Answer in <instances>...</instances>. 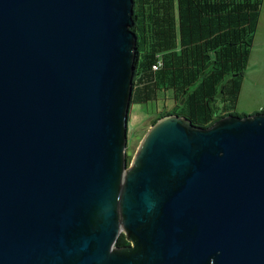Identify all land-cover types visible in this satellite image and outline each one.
Returning a JSON list of instances; mask_svg holds the SVG:
<instances>
[{
    "label": "water",
    "instance_id": "obj_1",
    "mask_svg": "<svg viewBox=\"0 0 264 264\" xmlns=\"http://www.w3.org/2000/svg\"><path fill=\"white\" fill-rule=\"evenodd\" d=\"M133 4L0 0V264H264V111L127 161Z\"/></svg>",
    "mask_w": 264,
    "mask_h": 264
},
{
    "label": "trees",
    "instance_id": "obj_2",
    "mask_svg": "<svg viewBox=\"0 0 264 264\" xmlns=\"http://www.w3.org/2000/svg\"><path fill=\"white\" fill-rule=\"evenodd\" d=\"M262 1L133 0L131 30L137 41L131 104L157 101L159 93L169 92L173 107L157 111L152 123L176 113L207 127L235 113ZM157 61L160 67L153 70ZM128 243L120 234L115 244Z\"/></svg>",
    "mask_w": 264,
    "mask_h": 264
},
{
    "label": "rangeland",
    "instance_id": "obj_3",
    "mask_svg": "<svg viewBox=\"0 0 264 264\" xmlns=\"http://www.w3.org/2000/svg\"><path fill=\"white\" fill-rule=\"evenodd\" d=\"M225 98L226 103L231 101L230 95L226 94ZM234 104L235 114L238 115L264 110V0L260 6L247 66ZM173 105L174 100L169 92L159 93L157 101L130 104L126 149L128 156H133L141 138L153 124L156 112L163 108L170 110Z\"/></svg>",
    "mask_w": 264,
    "mask_h": 264
},
{
    "label": "built area",
    "instance_id": "obj_4",
    "mask_svg": "<svg viewBox=\"0 0 264 264\" xmlns=\"http://www.w3.org/2000/svg\"><path fill=\"white\" fill-rule=\"evenodd\" d=\"M159 67H160V62H159V61H157L156 63H154V64L152 65V69H153V70H157Z\"/></svg>",
    "mask_w": 264,
    "mask_h": 264
},
{
    "label": "flooded vegetation",
    "instance_id": "obj_5",
    "mask_svg": "<svg viewBox=\"0 0 264 264\" xmlns=\"http://www.w3.org/2000/svg\"><path fill=\"white\" fill-rule=\"evenodd\" d=\"M233 114H235V113H233ZM131 159V158H130ZM130 161V160H129Z\"/></svg>",
    "mask_w": 264,
    "mask_h": 264
}]
</instances>
